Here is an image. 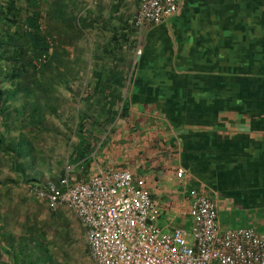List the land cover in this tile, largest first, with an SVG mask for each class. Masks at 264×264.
<instances>
[{"label":"crops","instance_id":"0c3cea01","mask_svg":"<svg viewBox=\"0 0 264 264\" xmlns=\"http://www.w3.org/2000/svg\"><path fill=\"white\" fill-rule=\"evenodd\" d=\"M233 2L180 0L176 15L139 31V0H55L58 35L71 36L97 68L87 105L112 117L97 158L71 178L101 168L145 178L162 231L191 226L188 193L197 188L216 200L223 229L264 233V60L256 69L240 52L249 32L232 26ZM16 239L18 246L2 239L0 264H46L24 231Z\"/></svg>","mask_w":264,"mask_h":264},{"label":"rangeland","instance_id":"374dc122","mask_svg":"<svg viewBox=\"0 0 264 264\" xmlns=\"http://www.w3.org/2000/svg\"><path fill=\"white\" fill-rule=\"evenodd\" d=\"M11 1L0 0V44L15 41L19 32L15 27L21 24L17 11L6 18ZM16 3L27 15L38 10L49 51L33 62L37 69L47 64L43 73L28 77L30 81L22 88L16 87L0 67V88L4 91L0 96V136L7 135L10 144L16 145L18 153L21 151L16 164L0 149V247L5 246L2 239L6 240L7 235L11 244L18 246L16 238L24 231L28 240L38 244L33 245L46 257V264H94L75 212L67 205L53 207L35 193V188L72 172L76 175L83 161L97 158L99 153L95 149L113 134L107 111L92 112L87 105L88 91L94 85L90 78L97 68L89 66L88 53L80 52L71 36L63 39L58 35L55 0H16ZM3 50L0 48L1 53ZM0 65L3 69L21 66L3 60ZM118 122L117 119L112 126ZM95 123L100 124L99 132L106 133H97ZM102 134L104 140L103 136L99 138ZM91 137V149L83 145V153L78 152L81 138L87 142ZM11 181L21 184L15 186ZM187 222L189 226L188 220L184 225ZM177 223L182 221L179 219Z\"/></svg>","mask_w":264,"mask_h":264},{"label":"built area","instance_id":"2783aa9c","mask_svg":"<svg viewBox=\"0 0 264 264\" xmlns=\"http://www.w3.org/2000/svg\"><path fill=\"white\" fill-rule=\"evenodd\" d=\"M139 5L134 20L139 31L180 10V0H139ZM35 193L53 207L67 205L75 212L94 264H264V233L223 229L216 200L201 189L188 193L191 226L170 232L159 227L161 210L146 179L129 170L101 168L78 182L66 174Z\"/></svg>","mask_w":264,"mask_h":264},{"label":"trees","instance_id":"16d2710c","mask_svg":"<svg viewBox=\"0 0 264 264\" xmlns=\"http://www.w3.org/2000/svg\"><path fill=\"white\" fill-rule=\"evenodd\" d=\"M233 1L234 2L232 3L233 4L232 7H234L235 10L238 7L237 12L239 13H237L238 18L237 19L234 18L231 21L232 26L239 27L241 31L249 32L240 35L242 36V38L239 42V50L240 52L243 51V53L250 54L249 57L255 59V63H256L255 66L256 69H258L260 68L258 63L264 60V33H263L264 0H233ZM13 11H17V13L19 14L18 21L20 19L21 24L15 26L17 28V31L19 32L15 37V41H5L0 44V48H4L2 53L0 52V62L2 60L3 62L5 61L6 63L7 61H10V62H14L17 65L21 64V66L8 67L7 69L5 68L3 69L2 65H0V67L2 71L6 73L8 79H10L15 83L16 87L22 88L23 86H26V83L28 81H30L28 77L31 78L30 76H33L34 74L37 73H43V71L45 70L47 64L46 65L43 64V66H41V69H37L36 65H34L33 62L37 58L41 57L44 54L46 55L48 53L49 45L45 37V33L43 32L41 27V23H40L41 17L38 10H35V12H31L29 15H27L28 12H25L26 10H24L22 7H18L16 0H12L11 3L9 4L6 18L10 17ZM25 14L26 16L23 19V16ZM252 28L255 30L254 35H252ZM19 29H21V31ZM252 38H254V40ZM22 41H24L23 44ZM247 48H250L249 52H247ZM251 49L254 50L253 53ZM4 56L6 58H4ZM36 86L38 87V85ZM24 91L26 90H23V92ZM3 93L4 91L0 88V96L3 95ZM129 106L130 103L125 101L122 110L123 115H130ZM35 111L36 110H34L33 112ZM109 118L111 119L112 117L111 116L107 117L108 121ZM31 121L33 122L34 119L31 118ZM103 132L106 133L105 130H103L102 132L97 131V133H103ZM101 137L102 140H104L105 134L99 136V138ZM6 138L7 135L0 136V149H3L5 153L9 155L11 159L14 160L17 164L21 151H19L20 153H18L17 152L18 150L16 149V145L15 146L14 144L11 145L9 142L10 140H7ZM104 142L105 141H103V143ZM79 143L80 144L77 146V151L83 153L82 152L83 145L87 147L88 143L85 141L84 138H81ZM82 165L83 166L85 165L84 168L87 169V166H89L90 163L83 161ZM109 169H114V168H109ZM71 179L72 182L75 181L73 178ZM76 181H81V179L77 178ZM17 183L19 185L21 184L17 181H11V184L15 186L18 185ZM31 243L37 244L35 241L34 242L32 240L28 241V245H30Z\"/></svg>","mask_w":264,"mask_h":264}]
</instances>
